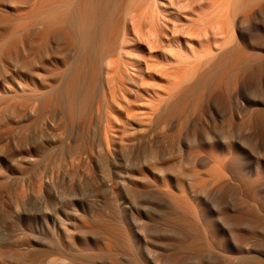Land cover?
I'll return each instance as SVG.
<instances>
[{"label": "bare ground", "instance_id": "bare-ground-1", "mask_svg": "<svg viewBox=\"0 0 264 264\" xmlns=\"http://www.w3.org/2000/svg\"><path fill=\"white\" fill-rule=\"evenodd\" d=\"M261 11H264V0H0V111L4 113V110L11 109L12 114L8 111V115L13 119L12 116L18 113L20 116L26 113L25 110H31V117L25 119L26 123H20L24 125V128L20 127L24 130L38 122L42 128L51 131L57 120L58 123L65 120L69 124L82 121L84 128H87L94 124L91 120L93 116L90 115L92 106L96 95L102 93L103 98L108 101V104L105 102L107 107L112 105H109L111 100L110 103L117 104L119 115H123V122L118 125L115 121L119 116L117 118L114 111L111 114V109V118L107 113L108 118H105L107 121L104 120L106 124L102 129L106 148L101 149L107 152L105 154L111 152L114 157L122 143L127 145L126 140L147 141L146 144L149 143L155 157L147 159L144 164L156 166L159 160L172 156L175 151H182L191 142L193 148L190 162L195 167H210L209 175L213 178V185L224 189L225 193L217 197V206L213 205V198H203V201L193 193L198 208L193 216L170 207L164 212L160 223L164 227L174 226L178 230V236L169 241L176 244V249L170 255L167 253V258L168 255L171 256L172 263H176L180 257L190 255L194 257L196 264H264V247L261 245L264 241V203L260 201L264 192L263 157L249 159L251 147H248L243 129L239 128L237 135H232L237 121L243 125L245 123L264 128V94L256 95L255 98L247 95L250 99H246L244 103L237 100L236 102H240L239 112L235 114L232 111L228 127L202 123L203 121L191 124L183 122L194 109L202 111L204 97L214 89L229 86L231 81L241 84L242 74L244 75L243 72L250 63L260 62L259 67L264 69V18L259 17ZM119 94L121 95L117 98ZM133 97H136L137 103L138 98L144 101L139 102L137 105L140 109L135 110L138 115L143 112V118H137L131 113L132 107L125 109L124 104L120 103L121 98L132 106L136 103L134 100L133 103ZM18 105L19 111H24L23 113L18 111ZM137 105L134 106L137 108ZM13 109H17V113L14 114ZM1 112L0 170L13 168L10 165L21 168L25 162H30V166H33L38 159L32 158V150L27 147V135V148L22 149H29V156L17 158V161L14 160L9 165V155L12 156L14 150L9 154V140L7 144L5 138L8 139L13 132L8 137L5 135L8 131L11 132L13 123L9 120L12 125L6 122L8 115ZM113 114L115 120L112 118ZM26 117L23 115V119ZM14 118L19 119L17 115ZM13 121L21 126L18 120ZM63 123L61 127L66 126L64 121ZM36 124L31 129H37L40 133ZM17 126L13 128L16 129ZM94 130L93 132H97L95 128ZM88 131L86 129L87 133ZM57 134L51 135L53 141ZM39 135L40 138L36 136L38 141L44 139ZM20 136L19 138L22 137ZM160 137L167 138L168 143L159 145V142H164ZM84 140L86 139L73 142L78 143L81 149L85 147ZM215 158L216 163L212 164ZM141 169L142 166L137 162L124 171L114 169L109 178L104 180V184L113 188L112 183L117 182L116 177L121 172H125L127 176L132 174V177V172L142 171ZM34 172L35 180L30 181L32 189L38 193L45 186L50 193L49 203L43 201L47 204L44 209L47 219L43 218L42 221L47 231L42 235L29 229L24 237L21 234L23 238L19 240L3 242L0 239V264L167 263L166 258L157 257L158 249L164 244L157 247L158 241L146 234L150 229L146 228V221L141 219L137 211L135 215L128 210L129 214L124 215L119 210L107 211L104 208L88 213L89 206L79 203L76 196L82 195H75L77 191L73 193L75 196H70V193H66L68 197L66 194L56 195L52 188L55 182L52 181L51 184L50 181L44 185V177ZM173 179L171 174L164 181L168 191L173 188ZM7 181L0 180L2 196L14 192L16 197H25L26 190L19 183L20 180L14 189V186L10 187L12 180L9 183ZM15 183L14 181L13 185ZM98 183L96 182L97 186ZM178 183L186 191L183 183ZM129 184V188H126V184L118 188L119 191L130 189L133 185ZM134 186L138 187L137 184ZM98 189L101 190L100 187ZM94 190L93 194L97 192ZM105 191L109 192V189ZM42 192L39 191L35 197L37 201L38 196H43ZM233 192L237 194L236 199L230 198L229 194ZM113 193L114 191L111 195ZM130 195L128 192L127 196ZM113 197L117 198L116 195ZM2 199V205H5L3 201L8 199ZM14 200L16 201H12ZM41 200L43 199L39 201ZM20 201L22 203L24 200ZM34 206L36 209L37 205ZM20 208L21 206L19 210ZM26 209L20 218L31 222L35 212H27ZM46 220L52 223L50 228Z\"/></svg>", "mask_w": 264, "mask_h": 264}, {"label": "rangeland", "instance_id": "rangeland-1", "mask_svg": "<svg viewBox=\"0 0 264 264\" xmlns=\"http://www.w3.org/2000/svg\"><path fill=\"white\" fill-rule=\"evenodd\" d=\"M178 6H180V5L178 4ZM176 7H177V5H176ZM261 13L264 14V11H261ZM261 13H260L259 17L264 18V15H261ZM257 63L252 62L247 66V69H246V67L244 68L246 70H249V73L250 72L251 73L249 74L248 71L246 72V70H244V72H243L244 75L242 74L243 77L241 78V81H242L241 84H239L238 81L237 82L231 81L230 82L231 84H228L229 86L223 85L222 86L223 88L219 87V89H214L215 91L214 90L211 91V94H208V95H210L209 98H208V95H206L204 97L205 101L203 104L204 108L202 109V111L200 109H194L193 111H191L187 114V116L183 119V122H185L187 124H191L192 122H202L203 121L202 123L207 122V123H210L213 125L217 124L216 126H219V127L220 126L228 127L229 124L231 123L232 111H234L233 113H235V114H236V112L237 113L239 112L238 111V109H239L238 105L240 102L244 103L246 101V99L255 98L256 95L264 94V90L262 91V89H264V84H263L264 83V73H263L264 69L259 67V66H261L260 62H257ZM254 64H255V66H254ZM257 67H258V69H257ZM252 71H253V73L254 72L255 73L253 74ZM262 73H263V75H262ZM245 74H246V76H245ZM258 83H259V85H258ZM232 87H233V89H232ZM260 88H261V90H260ZM261 92H263V93H261ZM120 95L121 94H119V96L117 98H119ZM238 95H239V97H238ZM247 95L250 98H247L248 97ZM123 96H124V94H122L121 98H123ZM252 96H254V97H252ZM103 97L104 96L102 93H98L96 95L94 104L92 106V111L90 114L93 116V117L91 116L92 117L91 120L93 121L94 124L90 123L92 125H89L87 128H84L82 121H80V122L76 121L73 124H69L65 120H63V121L65 122L66 126L61 127V125L63 123V121H61L62 120L61 119L60 121L62 123L61 122L58 123L59 120H57V122L54 124L55 128L58 127L56 130L61 129L60 131L54 130L55 128L52 129L53 131L47 130L44 127L42 128L41 123H39V125H38V122H37V124L36 123L35 124L38 125L39 127H41L40 129H39V127H37L38 131L40 133L37 132V129L36 130L31 129L32 126H33V129H34V127H36L35 124H32V126L29 129H27L28 130L27 131V130H24L20 127L23 126V128H24L23 124L26 123L25 119L31 117L30 116L31 110H28V109H27L28 111L25 110L26 113L24 114L23 113L24 109L21 107L23 112H20L19 111L20 105H18V111L20 113H23L24 117L27 116L24 119H23V115H20V116L18 115L19 113L16 114L17 117H19V119L14 118V117H16V115L12 116L13 117V119H12V118H10L11 115L10 116L8 115L9 110L8 111L4 110V113H2L3 111L2 112L0 111L1 114H5L6 116L8 115L7 116L8 119L4 115V117L6 118L5 121L10 123L11 125L13 123L14 126L15 125L17 126L18 123L14 122L13 121L14 119H15V121L18 120L17 122H19V125H21L20 123H23L21 126L15 127L16 129H14L13 128L14 126L12 125V129H10L11 132L8 131V134L6 133V135H5V137H8L9 134H11L12 132L14 133V136L12 133L11 136L8 137V139L5 138L7 144H8V140H9V146L7 145L10 149L9 154H11V152L14 150L11 154L12 156L9 155V160H10L9 165L12 164L13 162L17 161V158L21 159L22 157H24L26 155L29 156V154H27L29 149L24 150L27 147H29L32 150L31 154L33 157L32 156L31 157L32 158L35 157L36 160L38 159V161H35V159H32L36 163L35 164L33 161L32 163L35 164V165L33 164V166H30V165H32V164H29L30 162L29 163L25 162V164L23 163L24 166L26 165L25 167L23 165L21 166V168L19 166H16V165H10L13 168H9V169L4 168V169L0 170V180H4V179H5V181L8 180L7 183H9L10 180H12L10 182L12 184V185L10 184V187L14 186L13 187V189H14L17 182H19V180H20L19 183L22 185L23 188L24 187L26 188V189L24 188V190H26L25 191V197L26 198L25 197H23V198L16 197V194L14 192H11L13 195H11V193H9V195H5V197L0 194V199H2V198L8 199V200L4 199L3 204H5V205H2V201L0 200V202H1L0 203V239L3 242H11L14 239L19 240L23 234H24L23 237L26 235V232H28L29 229H33L34 231L39 232V234H42V235L46 233L47 227L45 226V223L42 221V219L43 218L47 219V214L44 212V209L46 208L45 204L49 203L50 193L48 192V190L45 189V186H43L42 190H39V191L40 192L44 191L46 194L44 195V192H42L41 195L43 194V196H40V198L38 196L39 200L40 199H43V200L37 201V198H35V197H37V194L39 193V191H38V193H36L37 191L32 189V185H31L30 181L35 180V178H34L35 172L34 171H36L39 175H42V177H44L43 178L44 185L50 181H51V184H53L52 181H54L56 183V184L55 183L53 184L54 187H55V185H56V187L55 188L52 187L53 193L54 194L56 193V195L58 194V195L65 196L66 193L67 194L70 193V196H73L74 195L73 193H75L77 191L75 193V195L76 194L79 196L84 195L83 197L87 198L89 195L91 196L93 194V190L95 189L94 191L95 192L97 191V192L92 195V197L94 196L93 198L89 196L90 199L89 198L83 199L82 196H80L82 198V200H81L80 197L76 196V198H79L78 199L79 203L84 204V206H86V207L89 206L88 213H92L95 210L97 211L98 209L101 210L104 208L107 211L110 209L111 210H115V209L119 210L124 215L129 214L128 210L133 211L135 213V215L137 214L136 213V211H137L139 213V216L141 217V219H143V221L144 220L146 221V223H147L146 228H149L151 230V231L148 230L146 232V234L152 240L156 239V241H158L157 247L160 248L161 247L160 245H163V244L166 245V247H169V248H166L163 245L162 246L163 248L162 247L160 249L157 248L159 250L158 251L159 254H157L158 258H161V257H162L161 259L166 258L165 260H167V263H165V264H176V263L177 264H179V263L180 264H196L195 263L196 260L194 259V257H191L190 255L180 257L179 260L177 259L178 261L176 260L177 261L176 263H172V260H170L171 256H169V255L173 252V250L176 249V248H174V246L176 244L174 245L173 244L174 242H172V244H171V242H169V241L172 238L174 239L175 236H178V233H177L178 230L174 226H165L166 227V229H165L164 224L160 223L161 218L163 217L164 212L170 208L171 209L174 208V210H176V211L178 210L179 212H181L183 214H189V216H193L194 214H196L198 208H197V204L195 202L196 199L194 200V198H196V196L193 193L197 194V196L199 197V200H201V198L202 199L204 198L205 200L208 198H213V205L217 206V204H218L217 201L219 199L217 197H220V195H223V193H225V190L222 188H220V189L215 188V186L213 185V182H212L213 178L209 175V170L211 169L210 167H203V168L202 167H195L190 162L189 157H190L191 150L193 148V144L191 142L186 144L185 148L182 151H175L172 154V156H166L165 159L159 160V163L156 166H154L155 164L154 165L144 164V162L147 159L151 160L155 157V154L151 153V150H150L151 148H150L149 143H148V145L146 144L147 141L126 140L125 143L127 142V145H122V144H124V143H122L119 146L118 152L114 154V157L112 156L113 154L111 152H108V154H105L107 152H104L101 150V149L106 148V143L104 140L105 134L102 133V132H104L102 129L106 124V122L104 123V120H106L105 118H108V116L111 118L110 113L112 114V112L114 111L113 113H116L115 115L117 116V118L119 116L118 120L121 119L120 121L116 120L115 122L118 125H120L123 122L122 121L123 115H121V114L119 115V108L116 106L117 104L115 105L114 102L110 103L111 100L109 102V105H111V104L112 105L110 107H107L108 101L106 99H104ZM144 97H146V96H144ZM97 98H100V100ZM121 98L119 99L120 103L122 102L124 104L125 109L132 107L130 109H131V113L132 112L134 113L133 114L134 116H137V118L143 116L142 115L143 112L140 113V111H139L140 114L138 115V113H136L137 111H135V110L140 109L139 105H137V104L139 102L141 103L143 100L140 99L141 100L140 101L138 98V103H137L136 97L132 98V101L134 100L136 102L135 104L137 105V108H138L137 109L136 106H134L135 104H133L131 106L130 103L128 104V102H126V100L123 99V101H122ZM238 98H240V99H238ZM101 99L103 102L101 101ZM237 100L240 102H236ZM134 101H133V103H134ZM22 106H24V105H22ZM25 109H26V107H25ZM110 109L112 110L111 112H110ZM10 112H11V109H10L9 113ZM13 112H14V114L17 113V109H15V111L13 109ZM10 114H12V113H10ZM113 116H114V114L112 115V118H113ZM198 116L200 117V120H198L199 119ZM20 117H21V119H20ZM9 118L12 120H10ZM215 119H217V121ZM8 120L11 121L12 123L9 122ZM74 124L77 126H75ZM80 124H81V126H80ZM70 125H71V128H70ZM72 125L74 127H72ZM235 125H236V128L232 132V135L234 136L236 134V131L239 130V128L243 129V131L245 133V140L247 141L248 147L249 148L251 147L250 148L251 152L248 155L249 159L252 160L256 157L262 156L263 158L262 157L261 158L263 159V162H264V128H261L258 125H257L258 126L257 127L255 125H250V124H245V123L243 125V123L240 124V121H237V123ZM62 126H64V123ZM77 127H78V130H77ZM73 128H75L76 130H74ZM94 128L96 129L97 132H93V131H95ZM21 129L24 131L22 132ZM41 129H42V131H41ZM43 129H45L46 131ZM68 129H70V130L68 131ZM83 129L85 132H86V129H87V131L89 129L90 130L88 131V133L86 132L87 133L86 134L83 131ZM91 129H92V131H91ZM29 130H30V132H29ZM25 131H27V133H25ZM54 131H55V133H52ZM36 132H37V134H36ZM45 132H47V134ZM49 132L52 133L51 135L57 134V132H58V134H57L58 136H56L57 138L55 137L56 139H54V141H53V137L51 138V135ZM92 132L94 133L95 137H94ZM21 134H23L24 137ZM28 134H30V135H28ZM39 134H41L42 135L41 138H44V139L38 141L37 139L40 138ZM46 135L48 136V138ZM49 135H50V137H49ZM19 136L21 138H19ZM25 136H26V138H28L29 145L26 142L27 139L25 138ZM36 136H39V138ZM76 137H78L77 138L78 140H76ZM99 137L101 139H99ZM18 138H19V140L23 139V141H21V142H24V144L21 143L18 140ZM81 138L82 139L85 138L86 140H84V141L86 143H84L85 147L80 149L78 147V143L74 144L73 141L78 142V141L82 140ZM87 138L89 141L87 140ZM160 138H162V137H160ZM160 138H159V140H160ZM24 139H25V141H24ZM162 139L164 140V142L162 141V142H159L158 144L161 146L166 145L168 143L167 138L165 139L163 137ZM12 140H14L15 142L13 143ZM43 140H44V142H43ZM39 142H41V143H39ZM87 142L88 143L90 142V144H88ZM92 142H93V144H92ZM140 143H141V145H140ZM26 145H28V146L26 147ZM34 145H36V148L38 150L34 147ZM87 146H89L90 148L89 147L87 148ZM61 147H63L64 149L62 150ZM91 147H93L95 151ZM145 147H147V148H145ZM22 148H24V149H22ZM96 148L99 149V151H96L97 150ZM14 152L16 153L17 157H16V155H14ZM86 153H88V154H86ZM98 153H100L101 156H99ZM102 153L104 154V156L105 155L106 156L103 157ZM82 154H83V156H82ZM85 156H86V158H84ZM84 160H85V162H83ZM216 160L217 159L215 158L214 162L212 164H215ZM136 162H137V164L140 163V165L142 166V169H141L142 171L137 170V172L136 171L132 172L134 175L132 177L130 176L132 174L128 175L129 178L125 172H121L120 175H118V177H116L117 180H115V181H117V182L112 183L113 188L115 187L114 188L115 190L112 188V186L108 187L107 185L104 184V180L109 178L111 173H113V171H115L114 169L119 168V169L124 171L128 166H131V164L134 163V165H135ZM116 164L119 167H117ZM152 166H154V167H152ZM109 168H110V170H109ZM30 170H32L31 171L32 176L30 175V172H29ZM39 170H40V172H39ZM41 170L44 172H41ZM4 171H5V173H4ZM7 172L9 173L8 175L6 174ZM87 172L89 174H90V172H92L93 176L91 174H90L91 177L88 176L89 174ZM94 173H97V174H94ZM85 174L87 175V178L90 177V179L85 180V179H87ZM171 174L174 176V179L172 180L173 188L170 191H168L167 188L164 186V183H165L164 181L167 178H169ZM94 176H96V177L94 178ZM102 176H104V177H102ZM5 177L8 179H6ZM51 177H53V178L51 179ZM48 178H50V179H48ZM92 178L94 180H92ZM13 179L16 182L15 185H13L14 184ZM46 180H48V181H46ZM96 182H99L98 186H97ZM129 182L132 183V185H133L130 187V189L131 188L132 189L131 190L126 189V191L120 192L119 189L121 186L123 187V186H126V184H127L126 188H129L128 186L131 185V184H129ZM178 182L183 183L186 191L181 189V186ZM99 184H101V185L99 186ZM136 184L138 185V187L134 186ZM28 185H30V186H28ZM69 185H70V187H68ZM93 185H95V186H93ZM96 186L98 188L100 187L101 190H99ZM211 187H212V189H211ZM110 188H112V189H110ZM262 188L264 189V181L262 184ZM68 189H70L69 192H68ZM108 189H109V192L105 191ZM112 190L114 191L113 195H111V193L113 192ZM110 191H112V192L110 193ZM117 192H118V194H117ZM128 192L131 194L130 195L131 197L127 196ZM196 192H198V193H196ZM34 193L36 195H33ZM97 193H98V195H97ZM102 193H103V195H102ZM26 194H27V196H26ZM67 194H66V196L68 197L69 195H67ZM114 194L116 195L117 198L119 197L118 199L120 202H118L117 198L113 197V196H115ZM229 195H230L231 199L237 198V194L235 192L230 193ZM9 196H12L14 198H12V197L10 198ZM261 196L262 197H261L260 201L262 203H264L262 201V200H264V192H263V195H261ZM41 197H44V198H41ZM17 198L19 200H17ZM13 199H16V201L18 203L15 200H14L15 202L12 201ZM21 199L24 200V201H22V203L20 201ZM98 199H100V200H98ZM204 199H203V201H204ZM113 200L115 201V203ZM116 200L119 203V205H118V203H116ZM5 201H6V203H4ZM7 201H9L10 204H7L8 203ZM19 201L21 204L19 203ZM43 201H45L46 203ZM33 202L35 205H37L36 209H34L35 206H34ZM38 202H40V203H38ZM41 202H43V204H41ZM91 202H92V204H90ZM26 203H27V205H26ZM14 204H16V205L18 204V206L20 205L21 206L20 210H19L20 206L15 207ZM28 204H30V205H28ZM113 205H115V206H113ZM128 205H130V206H128ZM6 206H7V208H6ZM24 206H26V207H24ZM14 207L17 208L18 210L15 209ZM29 207L31 209H29ZM41 207H42V209H41ZM24 208L25 209L27 208L26 209L27 212H35V214L31 217L32 218L31 222H26L22 218H20V217H22L21 215H23V212L25 211ZM12 209H14V210H12ZM40 209H41V212H40ZM185 209L187 210V212L188 211L189 212L187 213ZM18 211H21V212L19 213ZM193 212H195V213L193 214ZM38 213H41V214H38ZM46 224L49 228L52 225V223L49 220L48 221L46 220ZM154 224H156V226ZM151 227H152V229H151ZM5 231H7V232L5 233ZM6 234H7V236H6ZM167 242L170 243V244H168L169 246L167 244H165ZM261 245L264 247V241H263V243H261ZM213 250L215 251V249H213ZM167 253L169 254L168 258H167ZM168 259H169L170 263L168 262Z\"/></svg>", "mask_w": 264, "mask_h": 264}]
</instances>
